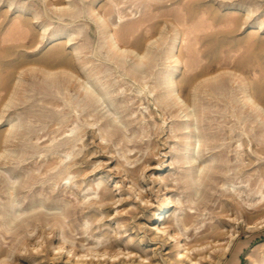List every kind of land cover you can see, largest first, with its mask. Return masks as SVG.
Segmentation results:
<instances>
[{
  "label": "rangeland",
  "instance_id": "obj_1",
  "mask_svg": "<svg viewBox=\"0 0 264 264\" xmlns=\"http://www.w3.org/2000/svg\"><path fill=\"white\" fill-rule=\"evenodd\" d=\"M231 235L264 264V0H0V264Z\"/></svg>",
  "mask_w": 264,
  "mask_h": 264
},
{
  "label": "bare ground",
  "instance_id": "obj_2",
  "mask_svg": "<svg viewBox=\"0 0 264 264\" xmlns=\"http://www.w3.org/2000/svg\"><path fill=\"white\" fill-rule=\"evenodd\" d=\"M116 44H117V42H116ZM115 47H116V49L121 50V48H119L118 45H116ZM189 108L190 107L187 106V109H189ZM189 116L190 115L188 114V117ZM160 219H162L161 216H158L156 218L157 221L160 220ZM146 228H148L147 233L152 234L153 242L166 241L167 244H171V242L173 241L174 237L170 238L171 235L169 234V231L166 228H161L159 226H150V227H146ZM150 234H148V235H150ZM144 237H147V235L145 234ZM212 237L216 238L217 235L215 234ZM235 240H236V237H234V235H231L229 241L224 245V247L223 248H221V247L219 248V247L215 246V242L214 241H208L207 242V241L204 240V236L198 237L195 240V242H196L195 244H191L190 247H186V250L189 252V254L188 255L183 254L182 255V261H186L188 264H198L199 261L196 258H198V257L203 258L204 255L211 254V251H214V254L213 253L212 254L214 255V257L217 260L213 261V264H220L221 261L224 258H226L227 255L229 254V252L232 250ZM64 245H66V241H64L63 246H61L58 249L59 250V254L61 256L65 252L64 251V248H65ZM159 248H160V246L157 245L154 250H158ZM197 248H199V249L196 250ZM88 251H89L88 254H84L83 256H81V258L78 257L77 262H75V263H74V261L76 260L75 259V257H76L75 253L71 254L72 252L69 253V251H67V253H69V255L71 254L72 256H69V258L67 259L66 263H68V264H72V263H74V264H88L85 261L92 260V259L88 258V256H97V257H99V256H103V257L108 256V253L100 254L99 252H97V250L90 249ZM43 252H44V250H40L39 248H34L32 251L30 249H27V250H25V254L23 255V259H26V260H28L31 263L34 262L33 264H44L46 261L42 260L40 262H37L38 259L43 256ZM190 252H192V255L190 254ZM192 256H194V257H192ZM15 258L16 259H22L21 256H19V255L16 256ZM109 258H111V259L114 258V259H112V262L117 260L115 258H118V260H120L119 255L112 256V257H109ZM122 258L123 259L128 258L130 260V263L126 262L124 264H135V260L134 259L137 258V255H133L132 253H128V255H125ZM139 258H142V257L140 256ZM102 260L105 261L106 258L105 259L104 258L98 259L99 262H101ZM79 261H81V262L79 263ZM110 262L111 261L108 260V263H110ZM3 264H6V263L3 262ZM92 264H93V262H92ZM139 264H153V263L149 259L143 258L142 260H140Z\"/></svg>",
  "mask_w": 264,
  "mask_h": 264
}]
</instances>
